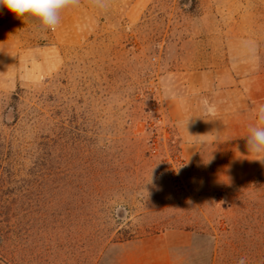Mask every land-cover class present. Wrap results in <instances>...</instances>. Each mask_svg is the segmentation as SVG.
I'll list each match as a JSON object with an SVG mask.
<instances>
[{
  "label": "rangeland",
  "instance_id": "obj_1",
  "mask_svg": "<svg viewBox=\"0 0 264 264\" xmlns=\"http://www.w3.org/2000/svg\"><path fill=\"white\" fill-rule=\"evenodd\" d=\"M264 0L0 8V264H264Z\"/></svg>",
  "mask_w": 264,
  "mask_h": 264
},
{
  "label": "clouds",
  "instance_id": "obj_2",
  "mask_svg": "<svg viewBox=\"0 0 264 264\" xmlns=\"http://www.w3.org/2000/svg\"><path fill=\"white\" fill-rule=\"evenodd\" d=\"M96 4L98 0H89ZM81 0H0V8H6L15 17L34 22L42 32L55 31L61 23V13L69 7L80 6ZM255 124L246 135L249 152H264V103L257 105ZM264 162V158L260 159ZM237 264H245L240 258Z\"/></svg>",
  "mask_w": 264,
  "mask_h": 264
}]
</instances>
